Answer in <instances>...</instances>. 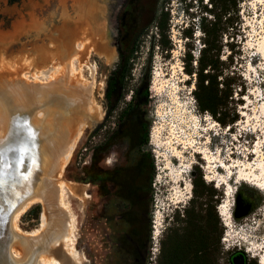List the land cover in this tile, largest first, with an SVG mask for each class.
I'll list each match as a JSON object with an SVG mask.
<instances>
[{
  "label": "rangeland",
  "instance_id": "obj_1",
  "mask_svg": "<svg viewBox=\"0 0 264 264\" xmlns=\"http://www.w3.org/2000/svg\"><path fill=\"white\" fill-rule=\"evenodd\" d=\"M99 1L93 7L96 17L90 18L95 20L87 24L92 30L88 37L99 40L100 36L111 50V58L106 60L87 45L80 61L74 64L73 75H80L82 83L91 90L88 106L84 107L86 112L90 106L99 108L100 117L84 129L61 173V179L70 187L65 189V203L74 219L72 240L84 260L82 264H133L137 254L143 258V264H154L160 240L169 230L183 226L180 222L183 211L204 209L199 204L204 203V198L192 197L191 181L198 175L213 190L209 206H213L222 229L218 264H229L230 253L235 252L243 255L246 263L254 260L255 264H261L264 259V0H237L236 13L229 12V18L234 20L232 25L220 26L225 30L220 35L219 60L227 64L231 57L226 73L233 71L236 82L242 86L240 91L234 89L233 102L228 105L237 119L226 126L196 110L191 94L193 77L182 71L183 54L189 52L194 59L202 47L200 26L211 21L208 0H155L166 17L163 35L168 48L156 46V30L149 25L131 60L122 98L113 102L110 113L104 99L105 82L117 63L113 45L116 18L124 3L120 2L114 15L108 17L116 0ZM20 14L32 18L28 32L6 43L0 42L2 116L6 112L2 107L10 84L25 88L40 86L45 79L58 74V65L69 64L75 46L85 41L75 24L82 17L73 10L71 0H15L11 4L0 0V29H6ZM145 14L148 18L151 12ZM99 23L103 30L94 36L92 27ZM144 83L148 92L145 107L124 119L118 118L131 92ZM56 95L42 94L39 103L32 106L23 103L19 112L8 115L0 146L16 135V124L43 127L61 114L64 104L60 101L65 92ZM35 104L40 106L36 109ZM38 113L47 115L48 119ZM137 117L148 123L144 151L152 159L151 179L148 168H142L133 154ZM33 122H36L34 127ZM193 141L195 146L188 148L186 144ZM206 155L218 160L211 168ZM178 170L184 171L183 180L178 183L184 196L176 204L173 179ZM37 174L42 176L40 169ZM47 174L48 171L44 175ZM240 176L245 180H240ZM128 186L131 190L125 191ZM237 188L250 196L251 211L235 219ZM38 206L36 219L25 214L31 207L18 218L17 226L22 233L42 229L44 209L41 204ZM20 240L16 238L12 245L16 246ZM18 250L20 254L19 247Z\"/></svg>",
  "mask_w": 264,
  "mask_h": 264
},
{
  "label": "bare ground",
  "instance_id": "obj_2",
  "mask_svg": "<svg viewBox=\"0 0 264 264\" xmlns=\"http://www.w3.org/2000/svg\"><path fill=\"white\" fill-rule=\"evenodd\" d=\"M82 3V0H73L74 11L80 12L83 9ZM89 7V10L84 9L82 12L86 16L75 23L76 27L80 28V36H85L82 37L85 41H78L80 44L75 46L76 51L70 56L69 64L64 67L58 65V74L55 76L50 74V78L41 82L43 84L40 83V86L25 88L10 84L7 89V98L2 107L7 113L5 112L4 116L0 115V138L6 132V117L19 112L22 109L21 104L29 103L32 106L42 98V94L53 97L57 96L58 92H65V96L60 101L64 104L60 106L61 114L58 113L51 122L47 121L43 127H34L36 122H33L34 128L29 127L27 123L16 124L18 130L16 135L4 140V144L1 142L3 145L0 146V231L9 230L7 252L11 260L1 261L0 264H82L84 261L72 240L74 219L69 206L65 203V189L70 187L61 179V173L77 147L84 129L100 117L99 108L94 109L90 106L86 112L85 106H88L91 90L82 83L80 75L74 77L73 74L76 73L74 64L80 61L79 58L84 54L87 45L90 51L106 60L110 59L112 54L100 36L99 40L98 37L93 39L88 37L92 33L88 26L92 22L90 18H95V9ZM101 28L100 23L92 27L94 36L103 30ZM68 76L71 77L70 80ZM38 114L45 120L48 119L47 115ZM194 143L195 141L186 145L190 148L195 146ZM205 159L210 165L209 168L218 161H213L215 158L211 160L207 155ZM39 169L42 176L37 174ZM46 171L47 176L44 175ZM183 173L184 171L178 170L173 179L175 183L173 199L176 204L180 203L184 196L178 185L179 181L183 180ZM243 176H240V180H245ZM35 204H41L44 209V215L41 217L42 229L29 234L22 233L17 226V220ZM16 238L21 240L15 246L12 243ZM45 247L49 249L44 250ZM28 252H31L30 256ZM261 264H264V259Z\"/></svg>",
  "mask_w": 264,
  "mask_h": 264
},
{
  "label": "trees",
  "instance_id": "obj_3",
  "mask_svg": "<svg viewBox=\"0 0 264 264\" xmlns=\"http://www.w3.org/2000/svg\"><path fill=\"white\" fill-rule=\"evenodd\" d=\"M14 1L7 0L8 4ZM208 1L212 8L209 11L211 21L200 26L202 47L198 49V54L194 59L189 52L183 54L182 71L189 78L193 77L191 94L196 110L199 113L208 114L220 126H226L234 123L237 119V114L228 105L233 102L234 89L238 88L240 91L242 86L236 82L233 71L226 73L231 57H228L227 64L219 60L220 35L225 30L220 26L223 24L232 25L234 20L229 18V12L236 13L237 0ZM161 8L159 9L155 0H125L116 18L117 63L105 82L104 99L107 102L108 113L113 111L109 102L110 98L116 97L117 100L122 98L121 90L129 76L131 60L141 39L146 35L149 25H153L156 30V46L161 49L168 48L167 40L163 35V31L166 29V17ZM147 11L151 12L148 18L145 14ZM225 15L228 17L225 18ZM222 19H224L223 22H221ZM147 97V84L144 83L131 92L130 99L119 112L118 118L124 119L137 109L144 108ZM134 129L133 154L139 159V165L144 169L148 168L150 173L152 159L149 157V153L144 151L148 142V123L142 122L137 117ZM151 177L150 173L149 178L151 179ZM191 182L192 197L204 198V203H199L200 207L203 206L204 209L197 212L192 209L183 211V219L180 220L183 226L179 229L169 230L160 240L154 264H218L222 229L218 226L219 221L213 206H209L213 190L207 187L199 175ZM127 190H131V186L125 187V191ZM236 191L233 209L235 219L244 217L251 211L250 196L243 189L237 188ZM205 198L208 199V202ZM38 205L28 209L25 214L36 219L39 211ZM228 263L255 264V261L251 260L250 263H246L244 256L235 252L230 253ZM133 264H143L140 254L134 255Z\"/></svg>",
  "mask_w": 264,
  "mask_h": 264
},
{
  "label": "water",
  "instance_id": "obj_4",
  "mask_svg": "<svg viewBox=\"0 0 264 264\" xmlns=\"http://www.w3.org/2000/svg\"><path fill=\"white\" fill-rule=\"evenodd\" d=\"M71 1H72V4H73V0H71ZM82 2L83 3H82L81 6H83V9L80 10L79 16L84 17L86 15L84 13H82L83 10L84 9L85 10H89L88 9L89 5H92L89 8L96 7L95 5L98 4L100 1L99 0H82ZM114 4L116 6L115 5L112 6V8L110 9L108 17H112L114 15L115 9L118 8V6L120 4V1L116 0ZM85 5H87V6H85ZM72 8H73V5H72ZM73 10H74V8H73ZM30 20H32V18L23 16L22 14L16 16V18L12 19V21L8 24L6 29L5 28L0 29V42L1 43H6L9 40L14 39L15 36H18V35H21L23 33L28 32V30L30 29V26H29L30 25V23H29ZM93 20H95V19H93ZM96 20H97V18H96ZM113 45L115 46V42H114ZM115 100H116V97H111L110 100H109L110 105H113V102ZM39 106L40 105H36L35 104L34 108L36 107V109H37ZM33 111L34 110L32 109L31 113ZM28 146L31 148L30 144ZM9 234H10L9 230H5V231L1 230L0 231V262L1 261L9 262L11 260L10 257H9V254L7 252V242H8V239L10 237Z\"/></svg>",
  "mask_w": 264,
  "mask_h": 264
},
{
  "label": "flooded vegetation",
  "instance_id": "obj_5",
  "mask_svg": "<svg viewBox=\"0 0 264 264\" xmlns=\"http://www.w3.org/2000/svg\"><path fill=\"white\" fill-rule=\"evenodd\" d=\"M121 3L123 2H125V0H119ZM116 37H117V27H116ZM115 42H116V40H115Z\"/></svg>",
  "mask_w": 264,
  "mask_h": 264
}]
</instances>
